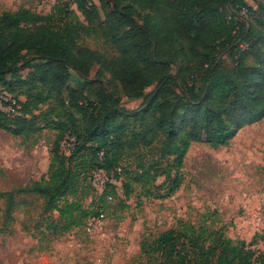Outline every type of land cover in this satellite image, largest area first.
Listing matches in <instances>:
<instances>
[{
  "label": "trees",
  "instance_id": "16d2710c",
  "mask_svg": "<svg viewBox=\"0 0 264 264\" xmlns=\"http://www.w3.org/2000/svg\"><path fill=\"white\" fill-rule=\"evenodd\" d=\"M71 1L81 16L66 0L49 14L24 7L0 14V95L29 88L21 115L0 108V130L15 136L34 132L44 116L34 110L51 100L45 121L57 131L48 177L2 194L8 217L16 194L38 195L47 209L72 215L74 204L63 200L84 176V164L124 173L123 159L144 148L158 152L152 180L165 176V196H172L183 183L193 143L227 146L240 129L264 119V0H253L256 8L246 0H113L106 21L92 0ZM95 30L116 58L83 44L81 32L90 36ZM96 66L111 74L126 98L142 99L141 106L122 107L99 76L91 78ZM67 133L75 140L68 156L61 151ZM165 159L169 163L162 167ZM149 173L143 166L134 175ZM130 188L125 182L127 197ZM246 247L221 229L179 221L144 241L141 255L157 264H264V255L259 260Z\"/></svg>",
  "mask_w": 264,
  "mask_h": 264
},
{
  "label": "rangeland",
  "instance_id": "374dc122",
  "mask_svg": "<svg viewBox=\"0 0 264 264\" xmlns=\"http://www.w3.org/2000/svg\"><path fill=\"white\" fill-rule=\"evenodd\" d=\"M92 1L106 21L113 0ZM70 6L81 16L75 5ZM23 7L49 14L56 6L53 0H0V14ZM81 38L86 47L107 59L118 56L99 31L90 36L81 32ZM28 71L25 68L21 74L25 76ZM98 76L121 98L122 107L134 110L141 106L142 99L126 98L111 74L96 66L91 78ZM154 87L155 84L148 87L146 93ZM28 92L24 86L10 94L20 110ZM52 104L50 100L34 110L37 116L44 114L36 121L34 132L15 136L0 130V264H157L142 257L141 244L177 226L179 221L209 230L221 229L230 239L245 242L262 260L264 119L240 129L227 146L213 148L193 143L184 159L183 183L172 196H165L169 190L165 176L152 180L158 152L144 148L123 159L124 173L119 170L109 174L92 168L90 162L84 164V176H79L63 200L74 204L72 215L61 217L57 211L47 209L45 200L38 195L16 194L17 205L8 217L2 194L48 177L50 151L57 139V131L48 128L45 121L50 117ZM32 108L29 106L30 111ZM69 150L74 148L67 133L61 151L68 156ZM168 163L165 159L160 165ZM143 166L150 173L137 178L134 173ZM125 182L131 186L128 197L124 193ZM109 186L116 195L108 193ZM108 196L113 200L109 202ZM94 217L99 224L92 222Z\"/></svg>",
  "mask_w": 264,
  "mask_h": 264
},
{
  "label": "built area",
  "instance_id": "2783aa9c",
  "mask_svg": "<svg viewBox=\"0 0 264 264\" xmlns=\"http://www.w3.org/2000/svg\"><path fill=\"white\" fill-rule=\"evenodd\" d=\"M64 0H53L54 2V6H56L57 4H59L60 2H62ZM248 14V10L247 9H243L242 10V15H247ZM0 108L3 112H5L8 115H13V116H19L21 115V110L20 107L17 105V101L15 99V97L13 95L8 94L7 92H2L0 95ZM75 145V140L74 138H72V149L74 148ZM71 150H69L68 154H70ZM103 154H101L102 156ZM108 201H112L113 197L112 196H108L107 197ZM92 222L95 224H99L100 221L97 218H93ZM247 249H252L251 247H246Z\"/></svg>",
  "mask_w": 264,
  "mask_h": 264
},
{
  "label": "crops",
  "instance_id": "0c3cea01",
  "mask_svg": "<svg viewBox=\"0 0 264 264\" xmlns=\"http://www.w3.org/2000/svg\"><path fill=\"white\" fill-rule=\"evenodd\" d=\"M246 2L253 8H256L255 3L253 2V0H246Z\"/></svg>",
  "mask_w": 264,
  "mask_h": 264
}]
</instances>
